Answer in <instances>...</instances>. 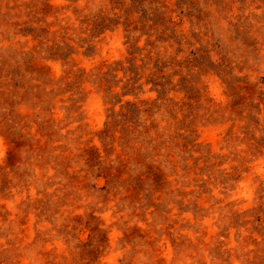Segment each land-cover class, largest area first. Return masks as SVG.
<instances>
[{"label":"rangeland","instance_id":"1","mask_svg":"<svg viewBox=\"0 0 264 264\" xmlns=\"http://www.w3.org/2000/svg\"><path fill=\"white\" fill-rule=\"evenodd\" d=\"M0 264H264V0H0Z\"/></svg>","mask_w":264,"mask_h":264}]
</instances>
